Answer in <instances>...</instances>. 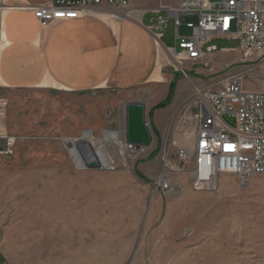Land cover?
I'll return each instance as SVG.
<instances>
[{"label": "rangeland", "instance_id": "374dc122", "mask_svg": "<svg viewBox=\"0 0 264 264\" xmlns=\"http://www.w3.org/2000/svg\"><path fill=\"white\" fill-rule=\"evenodd\" d=\"M208 44L215 55L181 65L169 59L164 82L174 81L173 96L177 89L175 113H156L152 123L146 110L152 143L137 151L124 145V105L143 100L147 87L0 88V264H264V174L241 182L222 173L211 189L195 191L177 156L197 125L193 86L184 90L193 71L214 68L212 78L229 74L224 80L242 77L246 89H260L264 67L245 70L241 55L220 54L238 50L237 40ZM187 106L192 112L181 115ZM84 131L94 140L117 131L118 141L89 144L103 149L105 167L74 162L65 142Z\"/></svg>", "mask_w": 264, "mask_h": 264}, {"label": "crops", "instance_id": "0c3cea01", "mask_svg": "<svg viewBox=\"0 0 264 264\" xmlns=\"http://www.w3.org/2000/svg\"><path fill=\"white\" fill-rule=\"evenodd\" d=\"M51 1L0 0V88L55 86L79 92L147 87L149 94L132 102L145 104L148 113L165 98L169 86L164 82L168 51L178 50L179 37L190 34L185 25H174L176 14L171 9L178 6L179 0H127L117 8L95 7L93 14L42 27L29 7ZM158 18L164 22L162 30L154 25ZM229 50L222 49L220 54L240 55L239 50ZM212 71L214 68L193 71L184 90L190 91L195 84L205 88L217 83L223 86L229 74L212 78ZM155 88H159L158 93L153 92ZM176 96L177 89L168 106L153 111L152 123L156 113H175L170 106ZM191 112L187 106L181 115ZM154 126L158 130L157 123Z\"/></svg>", "mask_w": 264, "mask_h": 264}, {"label": "built area", "instance_id": "2783aa9c", "mask_svg": "<svg viewBox=\"0 0 264 264\" xmlns=\"http://www.w3.org/2000/svg\"><path fill=\"white\" fill-rule=\"evenodd\" d=\"M126 2L52 0L29 9L46 27L93 14L95 7L113 9ZM171 10L176 14L175 27L183 24L190 29L188 36L179 37L178 50L168 51L177 65L198 61L204 54L212 55L217 48L209 41L223 38L239 42V62L250 65L245 70L264 67V0H179ZM154 25L162 30L164 22L158 18ZM259 83L260 89L250 90L244 87L242 77H233L220 89L193 88L198 102L194 114L197 125L191 146L177 151L182 169L191 170L193 190L211 189V182L222 173L236 175L241 182L250 175L264 174V74ZM2 112L0 103V120ZM225 114L232 123L224 118ZM12 142L6 141V149Z\"/></svg>", "mask_w": 264, "mask_h": 264}, {"label": "water", "instance_id": "95a60500", "mask_svg": "<svg viewBox=\"0 0 264 264\" xmlns=\"http://www.w3.org/2000/svg\"><path fill=\"white\" fill-rule=\"evenodd\" d=\"M145 104L141 102H130L124 105V145L125 148L131 149L134 151L147 148L152 143V134L148 129V125L145 119ZM106 133H113L117 135V131H106ZM89 131H84L82 134V139L89 135ZM81 140V139H80ZM95 140V145L98 144ZM76 140L66 141V148L72 155L74 162L78 167H81L83 160H88L86 166L88 168L101 169L105 167L109 162L106 159V155L102 148L98 149L99 153L104 159L102 163L97 156H92L91 145L87 143L74 144ZM84 153V154H82ZM92 156V157H91ZM83 159V160H82ZM90 161V162H89ZM2 258L0 257V260Z\"/></svg>", "mask_w": 264, "mask_h": 264}, {"label": "bare ground", "instance_id": "6f19581e", "mask_svg": "<svg viewBox=\"0 0 264 264\" xmlns=\"http://www.w3.org/2000/svg\"><path fill=\"white\" fill-rule=\"evenodd\" d=\"M87 140V141H86ZM89 141V142H88ZM95 142V140L93 139V138H91L89 135L87 136V137H85L84 139H82V140H77L74 144L76 145V144H81V143H87V144H90V142ZM107 141H118V139H117V135L115 136L113 133H106L105 134V136H104V139L103 140H98V141H96V142H98V144L97 145H100V144H103V143H105V142H107ZM92 156L94 157V156H97V158L102 162V163H104L105 161H104V159H103V157L101 156V154L99 153V150L97 149L96 151H93L92 150ZM91 156V157H92ZM107 159V158H106ZM108 160V159H107ZM214 184H215V180H213L212 182H211V185H212V187L214 186Z\"/></svg>", "mask_w": 264, "mask_h": 264}, {"label": "trees", "instance_id": "16d2710c", "mask_svg": "<svg viewBox=\"0 0 264 264\" xmlns=\"http://www.w3.org/2000/svg\"><path fill=\"white\" fill-rule=\"evenodd\" d=\"M174 89H175V84H174V81L172 80L169 83L168 92H167V95H166L165 99L162 100L161 102L157 103L156 105H154L151 108L150 112L154 111L155 109L164 108V107L168 106L170 104V102H171V99H172V96H173V93H174ZM151 127H152L153 134L155 135L156 130L154 129L153 126H151Z\"/></svg>", "mask_w": 264, "mask_h": 264}]
</instances>
